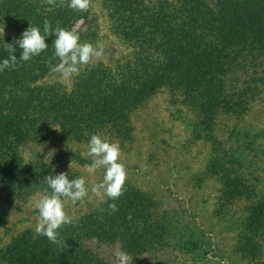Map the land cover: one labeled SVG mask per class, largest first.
I'll return each instance as SVG.
<instances>
[{"label":"rangeland","instance_id":"rangeland-1","mask_svg":"<svg viewBox=\"0 0 264 264\" xmlns=\"http://www.w3.org/2000/svg\"><path fill=\"white\" fill-rule=\"evenodd\" d=\"M19 1L30 7L31 12L43 13L42 18L33 15L25 19L24 30L30 23L42 30L43 21L48 19L53 28L57 25L76 28L81 42L104 45L103 56L80 66L79 75L71 79H63L50 68L40 72V76L44 73V79L37 83L34 91L40 95L47 96L57 87L59 93L70 92L66 96L73 98L77 94L91 93L92 83L100 90L106 82L105 85L111 84L107 107L115 108L114 93L120 90L122 79L131 78L129 83L133 84L138 77L139 82H144L143 71L152 68L161 75L167 67L165 61L163 68H157L156 63L162 56L161 46L156 47L154 58H148V62L138 57V44L143 47L145 43L138 32V11L133 10L138 4L145 1L149 4L152 0H92L86 12L68 8V0L64 3L56 0L55 7L46 0ZM199 3L191 8L197 18L201 20L206 15L207 20H214L218 25L223 23L219 32L224 36L217 35V41L226 53L230 46L232 50L239 47V20L243 26L264 33V0H199ZM9 6L13 8L8 2L0 5L5 17ZM191 11H188V20L193 19ZM79 13L81 15L75 17ZM158 14L160 18L165 16L160 9ZM163 19L165 23L168 21L167 16L160 22L164 23ZM5 21L8 22V18L0 21L1 33L7 28ZM163 28L169 30L166 25ZM47 40L53 44L54 33ZM52 49L54 51V47ZM49 50L41 53L44 58L39 55L28 62L37 64L40 61L37 58L47 61L53 56L48 58ZM21 51L19 47L18 53ZM18 53H14L17 58ZM235 53L242 54L245 60H237L224 73L219 70L222 88L216 90L222 89L223 94L215 101H221L225 111L214 123L202 119L204 110L182 105L178 98L170 99L169 87L162 83L160 90L146 96L141 93L133 96L135 103L129 120L118 125L117 134V131H104L102 123L94 125L93 131L85 132L80 138L59 130L47 133L46 138L52 143L68 142L71 148L76 147L75 156L83 159L80 164L75 159H72L75 163L71 160L66 164L53 161L58 155L65 158L66 151L63 155L56 154L57 143L44 142L34 145L36 149L43 148L40 161L55 168V172H67L69 178L84 176L89 189L93 182L102 181L105 172L101 168L90 175L85 170V165L91 162L87 155L90 136L98 133L110 141H118L120 159L128 173L126 191L115 201L106 197L102 201L91 191L82 202L66 201V212L74 221L60 229V235L69 245L64 251L47 237L35 233L39 218L36 204L47 189L36 188L26 199L0 201V264H117L116 249L133 256L132 264H247L241 257L233 256L232 245L242 229H251L256 222L262 226L256 227L255 238L250 241L251 250L257 252V261L264 264V107L253 100L256 93L262 96L259 102L264 100V81L254 93L249 80L251 76L264 77V59L261 60L264 56L253 57L246 50ZM6 56V51L0 47V58ZM128 59L130 65H127ZM138 59L142 62L139 65ZM53 61V65L59 62ZM200 61L203 65L207 62L203 57ZM207 72L209 66L202 72L204 82L208 80ZM113 83L120 85L115 89ZM213 90V87L205 88L203 93L210 96ZM47 169L41 168L44 173ZM110 203H116L119 211L112 213ZM137 222H142V229Z\"/></svg>","mask_w":264,"mask_h":264},{"label":"trees","instance_id":"trees-1","mask_svg":"<svg viewBox=\"0 0 264 264\" xmlns=\"http://www.w3.org/2000/svg\"><path fill=\"white\" fill-rule=\"evenodd\" d=\"M5 2L10 3L13 8H10V6L6 8L9 13L6 17L3 16L4 11L0 9V21L8 18V22H4L7 28L5 30L2 29V33L0 32V36H2L0 37V47L2 48L4 42L12 43L13 40L21 37L25 28V19L33 15L43 17V13L37 14L33 11L32 13L30 7L23 6L19 0H5ZM5 2L3 3V0H0V5L4 6ZM193 4L199 5V0H174V2L152 0V3L148 4L145 1L141 5L138 4L136 6L137 9H134L133 12L138 11V32L141 40L145 43L143 47L138 44V57L146 60L154 58L156 47L159 48L161 46V49H159L162 56L156 63L157 68H163L165 61L167 67H164L161 75L156 74L155 71L153 72L152 68L148 72L143 71L145 74L143 76L144 82H139L140 79L138 77L133 80L136 81L133 84L129 83L132 81L131 78L128 79L129 81L126 78L122 79L120 90H115L116 92L114 93L117 99L113 104L115 108L107 107L109 103L106 99L107 91L111 84L105 85L104 83L106 82L103 83L100 90L95 89L92 83L93 89L90 86L91 93L87 92L89 90L86 87L85 92L87 94H77L73 98L72 95L66 96L70 92L59 93L57 87L54 88L55 92L47 94V96L34 92L37 88V83L44 79V73L41 76L39 73L49 68L46 60L41 61L42 58H37L40 60L37 64L36 62H22L14 70L5 69L0 72L1 203H7L15 198L26 199L36 188L50 191L44 182V178L49 174L56 175L60 171L55 172V168L48 167L42 163L40 161V153L43 148L39 146L40 148L36 149L34 145H42L44 142L57 143H52L53 141L46 138L47 133L56 131L53 127L61 129L59 130L61 133L74 134L80 138L85 132L93 131L92 129L96 128L94 125L102 123L104 131L111 130L113 131L112 133L117 131V134L120 131L118 130V125L124 124L129 120V114L135 103L133 96L136 93L137 96L138 93H141V96H146L157 89L160 90V85L166 83L169 87L167 91L170 99L178 98L182 105L188 104L189 107L192 106L196 109L204 110L201 116L208 123H214L217 118L224 115L225 109L221 105V101H215L218 95L223 94L222 89H220L221 91L216 90V88H222V80L218 76L221 73L219 70L224 73L231 69L237 60H245L241 58L242 54L237 55L236 51L246 50L253 57L255 55L264 56V33L257 32L252 27L243 26L242 21L239 20L237 27L241 33L237 42L239 47H236V50H232L230 46V48H227L228 53H226L217 41V35L219 37L224 36L219 32L220 28L223 27V23L220 22L218 25L214 20H207L205 18L206 15L202 16L200 20L191 11ZM158 9L165 15L162 18L167 16L168 21L166 23L164 19V23L160 22L162 18L159 17ZM188 11L193 14V19L190 18L188 20ZM206 12L211 14L208 10ZM80 15L81 13L75 17ZM164 25L169 30H165L163 28ZM49 41H46L49 44L48 49H50L48 58L54 53L53 44ZM14 47L18 53L19 46L14 45ZM21 52L18 54L21 55ZM40 57L44 58L45 56L40 54ZM202 57L207 61L204 62V65L200 61ZM3 59L5 58H0V62ZM140 63L142 62H139L138 59V65ZM127 65H130V60ZM206 65L209 66V72H207L208 80L204 82L203 76L205 74L202 72L207 69L208 66L206 67ZM244 65L240 67L242 68ZM118 70L116 69L115 72L117 71L118 73ZM115 72L109 78L114 76ZM100 79L102 80V78ZM192 79H196V82H192L195 81ZM249 80L252 82V92L255 93L260 83L264 81V77L251 76ZM211 81H213V84ZM210 84H212L210 87H213L214 90L210 96H206L203 91L205 88H210ZM119 85L117 84L113 88L116 89ZM254 95V103L264 107V100L259 102L262 96L257 93ZM228 103L231 106L230 101ZM230 114L228 113L227 115ZM108 122H112V125L108 126ZM67 143H57L55 147L56 154L63 155L64 151H66L65 158L58 155L52 160L66 164L75 159L80 164L83 158L75 156V149L77 148H71ZM24 157L27 160L24 161ZM44 167L49 169L45 173L41 170ZM243 209L245 210L246 207L244 206ZM257 223H254L251 229L250 227L242 229L241 234L239 233V235L234 237L232 245L233 256L241 257L247 264H254L258 260L257 252H252L250 243L255 238L256 227L258 225L262 226V223ZM262 233L264 235V225ZM255 264H261V262L257 261Z\"/></svg>","mask_w":264,"mask_h":264},{"label":"clouds","instance_id":"clouds-1","mask_svg":"<svg viewBox=\"0 0 264 264\" xmlns=\"http://www.w3.org/2000/svg\"><path fill=\"white\" fill-rule=\"evenodd\" d=\"M64 0H61L63 3ZM50 6H56V0H46ZM92 0H68L67 7L77 12H86L91 7ZM54 33V53L46 64L50 70L57 72L67 80L79 75L80 66L93 63L94 58H100L104 53L102 43L94 45L91 42H81V37L76 28H64L57 25L53 28L48 19L43 21V29L32 25L25 29L19 39L12 43L4 42L3 48L8 53L7 58L0 62V72L5 69L14 70L22 62L30 61L33 57L39 56L48 49L46 38ZM18 45L21 49L19 59L14 55ZM53 60L59 62L52 64ZM56 130L59 128L53 127ZM87 155L91 162L85 165L88 174H94L98 169H105L101 182H93L89 189L88 182L84 176L69 178L67 172H60L56 175H47L44 182L50 191H45L37 201L36 207L39 213L38 223L35 226V233L47 237V239L60 247L62 251L69 245L60 235V229L66 225L73 224L74 218L66 212V201L72 203L82 202L89 191L99 197L102 201L118 200L126 191L128 177L126 165L121 162V146L118 141H110L101 134L94 133L90 136L87 145ZM71 167V163L69 165ZM108 207L112 213L119 211L116 203H110ZM103 211V209H101ZM131 214L128 219L131 220ZM142 229V222H137ZM117 264H132L133 256L124 250L114 251Z\"/></svg>","mask_w":264,"mask_h":264}]
</instances>
